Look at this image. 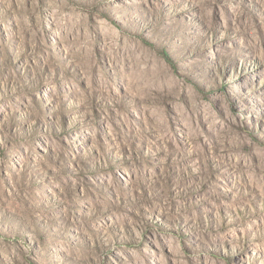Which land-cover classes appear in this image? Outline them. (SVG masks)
Listing matches in <instances>:
<instances>
[{"label":"rangeland","instance_id":"obj_1","mask_svg":"<svg viewBox=\"0 0 264 264\" xmlns=\"http://www.w3.org/2000/svg\"><path fill=\"white\" fill-rule=\"evenodd\" d=\"M0 264H264V0H0Z\"/></svg>","mask_w":264,"mask_h":264}]
</instances>
